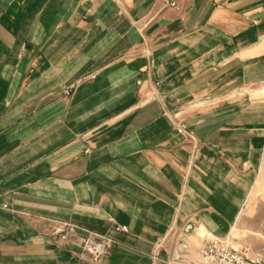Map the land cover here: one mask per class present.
<instances>
[{
    "label": "crops",
    "instance_id": "1",
    "mask_svg": "<svg viewBox=\"0 0 264 264\" xmlns=\"http://www.w3.org/2000/svg\"><path fill=\"white\" fill-rule=\"evenodd\" d=\"M263 145L264 0H0V264H198Z\"/></svg>",
    "mask_w": 264,
    "mask_h": 264
},
{
    "label": "built area",
    "instance_id": "2",
    "mask_svg": "<svg viewBox=\"0 0 264 264\" xmlns=\"http://www.w3.org/2000/svg\"><path fill=\"white\" fill-rule=\"evenodd\" d=\"M179 131L186 132L185 126L181 125ZM262 156H264V145ZM78 230L76 226L64 225L61 230V233L64 234L62 238L64 240L71 238L77 241ZM116 231L126 233L128 229L127 227H118ZM85 233L81 239L83 264H105L116 241L109 236H99L88 231ZM198 264H264V257L253 254L249 247L239 243L232 235L225 238L206 237Z\"/></svg>",
    "mask_w": 264,
    "mask_h": 264
},
{
    "label": "rangeland",
    "instance_id": "3",
    "mask_svg": "<svg viewBox=\"0 0 264 264\" xmlns=\"http://www.w3.org/2000/svg\"><path fill=\"white\" fill-rule=\"evenodd\" d=\"M232 237L249 247L253 254L264 257V196L250 200Z\"/></svg>",
    "mask_w": 264,
    "mask_h": 264
}]
</instances>
